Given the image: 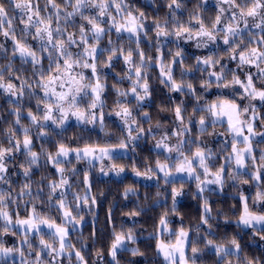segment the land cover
I'll list each match as a JSON object with an SVG mask.
<instances>
[{"label":"clouds","instance_id":"9594fccd","mask_svg":"<svg viewBox=\"0 0 264 264\" xmlns=\"http://www.w3.org/2000/svg\"><path fill=\"white\" fill-rule=\"evenodd\" d=\"M0 264H264V0H0Z\"/></svg>","mask_w":264,"mask_h":264}]
</instances>
